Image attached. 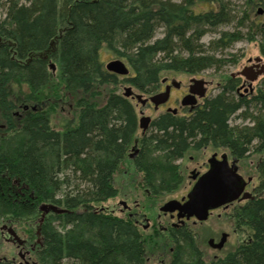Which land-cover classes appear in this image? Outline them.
Wrapping results in <instances>:
<instances>
[{
  "label": "trees",
  "instance_id": "trees-1",
  "mask_svg": "<svg viewBox=\"0 0 264 264\" xmlns=\"http://www.w3.org/2000/svg\"><path fill=\"white\" fill-rule=\"evenodd\" d=\"M258 1L245 0L244 6ZM202 3L210 9L195 12ZM5 5L0 19V218L33 223L41 204L64 210L46 216L39 264H148L161 238L98 208L117 195L114 175L137 129L133 105L115 93L102 107L80 100L72 119L55 129L43 110V89L54 77L43 56L56 65L54 94H89L95 85L122 80L150 95L158 91L164 72L198 74L224 65L197 42L208 29L228 22L226 5L221 0H8ZM159 28L162 36L154 40ZM249 31L248 41L261 36L264 55V28L254 25ZM240 38L237 32L222 33L211 49ZM102 53L125 61L128 74L120 79L104 69ZM231 85L228 79L221 93L204 101V111L188 120L157 119L150 143L177 149L188 139H218L243 152L256 139V151L264 149V89L243 102L233 97ZM249 104L256 108L250 115L253 126L230 128L232 116ZM237 222L250 227V243L240 242L210 261L185 262L178 251L170 264H264V200L245 206ZM180 239L185 240L178 236L176 242Z\"/></svg>",
  "mask_w": 264,
  "mask_h": 264
},
{
  "label": "flooded vegetation",
  "instance_id": "flooded-vegetation-1",
  "mask_svg": "<svg viewBox=\"0 0 264 264\" xmlns=\"http://www.w3.org/2000/svg\"><path fill=\"white\" fill-rule=\"evenodd\" d=\"M45 56L46 60L49 61V55ZM260 58H262L260 62H254V59L247 60V65L244 67H252L249 73L252 74L258 71L260 67L264 65V55H262V53ZM255 66H258V68ZM259 78L264 79V73L259 75L253 82L238 75V72L236 74H231L229 78V80L233 82V85L230 87L231 94L236 101L247 102L257 94L259 89H264L260 86V83H262L261 80L259 86L257 85ZM191 80L192 79L189 80V84L185 85L182 84V82H176L174 79L163 78L159 83L157 92L150 94L148 97H145L143 93H141L142 98L148 101L145 105L139 104L142 107L148 108V110L150 109L156 116L151 118L150 116H144L143 112H140V116L150 118L148 128L142 130L139 127V120H137L136 132L138 129L141 130V138L135 137L122 160V162L125 160H127V162L130 161V167L132 166L133 168L131 176L134 174L139 178V181L133 182V185L130 187V192L136 193V196L130 199L131 204H127L126 201L120 202L122 206L121 213L124 216L123 219L132 222L139 232L148 233L154 237H163L169 241V243L175 244L176 253L178 251L180 252V243L188 242V244H190L193 242L195 231L202 238V246L211 252V257H204L202 250L195 247L194 252L196 258L210 261L217 260L234 249L237 245H233L231 241H233L234 235L240 232L246 235L243 241H247L248 243L251 242L250 227L240 225V223L237 222V218L238 214L245 206L264 200V149L256 151V139L252 140L248 145H245V150L243 152L237 148L235 150L234 146H230L228 142L219 141L218 139H188L181 148L177 147V149L167 148L164 144L157 145L155 141L150 143L149 137L156 133L153 128V123L157 119L162 116H170L176 119L188 120L196 112L204 111L203 104L206 99L213 98L222 92L223 86H221L220 92L217 95L207 97V88L210 83L203 80L205 82L204 87L206 88L204 97L199 98L198 95L194 94V106H184L182 105V101L184 97L189 94ZM166 88L168 90V99L165 103L155 107L149 102V98L152 95L164 92ZM126 99H132L137 102L134 97H128ZM250 109L256 108L254 105L249 104L248 109H246V107H241L239 111L244 110L245 113ZM251 126H253L252 121L250 126L244 127L249 128ZM229 127L231 128L230 124ZM169 129H171V127H169ZM148 130L150 134L148 137H145L144 134L147 133ZM149 147L160 152L159 154L168 164L167 172L170 177L175 179V182L170 186V190L178 192L181 188L183 192L180 196L161 203L157 209L158 213H149L150 216H148V211L140 212L141 209L147 210L148 207L145 203L142 204L139 198H137L142 194L145 195L144 199L157 194L152 184L143 181V179H146L145 175L148 176V174L143 170L142 159L145 158V152ZM118 169L115 174L119 173ZM223 170L227 173L230 171L234 173L235 171L240 178L239 184L242 186V193L237 199L231 202L223 201L224 203L216 207H211L208 210L206 220L198 221L194 217L188 219L186 217L178 218L177 211L173 213H164L160 210L161 207L169 201L184 203L187 200V195L194 191L204 189L203 182L207 177L216 179L218 178V173ZM127 173L129 172H125L124 174ZM243 195H246V197L243 198ZM46 216L47 214L42 216L40 212L39 218L33 223L28 221L16 222L4 218L0 219V248L2 245H5L6 249H8V254L0 256V263L39 264L37 257L43 247L41 227L46 220ZM178 236L180 238H185L187 241L180 239L176 242ZM222 240L223 243L221 247L217 248ZM170 252L174 258L176 253H174L173 248L170 249Z\"/></svg>",
  "mask_w": 264,
  "mask_h": 264
},
{
  "label": "rangeland",
  "instance_id": "rangeland-1",
  "mask_svg": "<svg viewBox=\"0 0 264 264\" xmlns=\"http://www.w3.org/2000/svg\"><path fill=\"white\" fill-rule=\"evenodd\" d=\"M8 0H0V19H2L5 15L6 10V2ZM20 3H26V0H17ZM174 1V0H172ZM225 5L227 11H229V20L226 23L219 24L215 28L208 29L205 35L197 42L198 45H202L201 49L206 53L213 55L215 59L223 60L225 63L221 67L212 68L205 70L198 74H184L178 72H164L160 76V81L163 78L174 79L176 82H182V84H189L190 79H202L210 83L207 88V97H213L220 92L221 86L230 78L231 74H236L241 71L244 66L247 65V60L254 59L261 56L260 53V45L263 44L260 35H255L253 41H248L246 34L250 31L251 26H262L264 28V0L258 1V4L247 7L244 6L245 0H221ZM210 9L207 4H200L199 7H196L195 12L205 11ZM259 10L262 11L261 14H258ZM246 15V16H245ZM245 16V17H244ZM233 32H237L241 38L234 43H230L225 48H218L217 50L211 49L212 42L218 39L222 33L230 34ZM162 36V29L159 28L154 36V40L160 38ZM186 54L183 53L182 56ZM103 62V68L110 63L111 61L120 60L121 62H125L122 59L116 58L111 53H102L100 56ZM228 61V62H227ZM230 61V62H229ZM50 64H54L53 61H50ZM125 65V63H123ZM126 66V65H125ZM50 67V66H49ZM127 67V66H126ZM51 73L53 74L52 82L43 89V94L47 98L46 105L43 110H46L51 122V126L55 129H62L73 117L76 112V103L80 100H85L86 102L93 103L96 107H102L107 99V96L111 93H115L118 95H123L125 88H131L135 94H141L136 89H134L129 84L119 80L122 83L115 85H95L92 91L89 94H84L82 92H76L72 95H60L54 94L52 88L57 86V81L55 74L57 72L56 65L54 64V70L49 68ZM122 76H119L121 79ZM264 88V79L259 78L257 85ZM145 97H148L149 94H143ZM131 104L134 107L137 120H139L142 116H140V112H143L144 116H150L154 118L156 115L150 109L146 107H142L135 100L129 99ZM33 108V107H32ZM19 111L14 113L13 117H18ZM250 115H256V109H250L244 113L243 111H238L232 118L230 119L231 128L235 127H244L251 125V117ZM247 116V117H245ZM150 134L149 130L144 136L148 137ZM141 130L138 129L135 137L141 138ZM9 143V142H8ZM6 144V143H5ZM157 152L153 150L152 147H149L145 152V158L142 159V165L145 166L148 170V176L145 175L146 179H143L145 183L149 182L152 184L153 189L157 191V194H154L150 198L144 199L145 195L142 194L138 196L139 201L142 204H146L148 209H141L140 212L149 213H158V207L164 201H167L171 198H176L180 196L183 192L180 188V191H171L170 186L175 182L173 177L169 176L167 172L168 164ZM129 162V163H128ZM123 161L121 167L118 169L119 173L114 175V185L118 189V194L104 203L98 205V208L103 211L110 213L116 217L124 218L121 213V201H126L127 204H131L130 199H133L136 196V193L130 192V187L133 185V182L139 181V178L135 176L133 173L132 166L130 167V161ZM125 172H129L124 174ZM129 177V178H125ZM149 178V179H148ZM136 198V197H135ZM3 218V217H1ZM0 218V219H1ZM56 227H58L57 223H55ZM60 230V229H59ZM159 242L154 243L153 247L155 256L149 255L148 264H170L173 258L170 249L173 248L174 253H176L175 244L169 243L165 238L160 237ZM246 238L245 234L241 232L234 235V239L232 242L233 245H239L241 241ZM166 244V245H165ZM180 254L185 262L192 261L196 258V254L194 252V248H199L202 250L204 257H211V252L206 250L205 247L202 246V238L199 234L194 231V239L193 242L188 244V242L180 243ZM173 253V255H174ZM8 254V249H6L5 245H2L0 248V256ZM175 256V255H174Z\"/></svg>",
  "mask_w": 264,
  "mask_h": 264
},
{
  "label": "water",
  "instance_id": "water-1",
  "mask_svg": "<svg viewBox=\"0 0 264 264\" xmlns=\"http://www.w3.org/2000/svg\"><path fill=\"white\" fill-rule=\"evenodd\" d=\"M262 11L259 10L258 14H261ZM43 59H46V56H43ZM254 62H260L262 61V58L257 57L254 58ZM52 70H54V64L49 65ZM258 68V66H255ZM106 70L116 74V75H127L128 69L126 66L121 62L120 60L111 61L105 66ZM252 67H244L240 72H238V75H241L245 79L249 80L250 82H253L257 79L259 75H262L264 73V65L260 67V69L254 73H249ZM251 74V75H250ZM175 83V82H174ZM205 82L201 79H192L191 85L189 89V94L184 97L182 101V105H191L194 106V94L198 95L199 98L204 97L206 88L204 87ZM123 96L125 98L128 97H134L138 103L141 105H145V103L148 101L146 99L142 98V94H134L132 89L125 88ZM168 99V90L161 93H157L155 95H152L149 98V102L152 103L155 107H158L160 104H163ZM24 109H27V106L24 107ZM150 122L149 117L142 116L139 119V127L142 130H146L148 128V124ZM240 178L235 173L230 172H224L220 171L218 173V178L214 179L212 177H207L204 182V189L194 191L187 195V200L184 203H180L178 201H169L166 204H164L161 207V211L166 213L170 212L173 213L175 211L178 212V218L186 217L187 219L190 217H194L198 221H204L207 219L208 216V210L211 207H216L222 203L223 201L231 202L235 199H237L241 193H242V186H240ZM246 195H243V198H245ZM39 210L42 213V216L45 214H48L49 212L60 214L63 213V209H59L54 205L50 204H42L39 207ZM223 243V240L220 242V244L217 246V248H220Z\"/></svg>",
  "mask_w": 264,
  "mask_h": 264
}]
</instances>
